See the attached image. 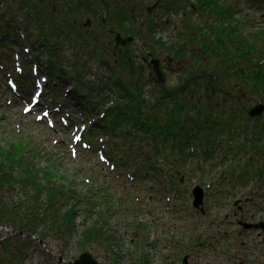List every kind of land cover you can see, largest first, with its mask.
Masks as SVG:
<instances>
[{"label":"rangeland","instance_id":"rangeland-1","mask_svg":"<svg viewBox=\"0 0 264 264\" xmlns=\"http://www.w3.org/2000/svg\"><path fill=\"white\" fill-rule=\"evenodd\" d=\"M166 1L180 3V9L166 11L157 6V3ZM193 1L110 0V4H105L102 0H94L92 6L101 11L98 16L108 14V19L99 20L94 13L85 11L83 7L73 14L65 12V9L49 8L54 15H58V24H51L47 23L48 17L44 10L40 14L34 12V16H31L24 0H0V8L4 5L11 6L10 13L13 15H7L2 21L1 26L6 29L4 34L9 35V29L15 31L6 39L10 45L0 43V150H7L10 145H22L25 149L22 154L25 156L24 161L38 169L53 168L71 188L85 194V200H96L91 193L99 195V199L93 204L94 214L91 210L77 214L76 232L71 234L51 231L45 238L39 239L38 234L28 237L12 224L2 223L0 255L6 254L3 245L7 238L22 234L20 237H28L31 242L28 244L27 257L20 264H72L85 251H89L100 262L108 264H116L115 260L119 264H140L141 254H147L148 264H264V221L260 222L264 219V195L251 197L247 194L254 190L253 186L247 192L245 184H242L246 177L264 173V152L252 149V142L247 140L245 133L248 125L247 132H251V138L254 137V128L264 119V110L259 118L258 115L251 117L250 111L243 110L251 109L259 103L264 104V89L260 87L256 91L255 82H247L242 71L239 74L232 71L228 75L223 72L220 80L217 77L214 80L213 76H204L201 80L197 76L203 72L219 76V66L226 68L230 63L237 62L235 54L243 51L239 48L241 46H245L246 51L251 49L246 52L247 56L258 54V62H262L260 65L264 66V0H218L214 3L217 8L212 4L207 8H200L199 12L188 10ZM219 5L223 8H218ZM113 8L128 11L129 17L124 25L128 24L132 28L131 32L120 28V23L111 21ZM222 22L226 24L222 26L223 29L228 28L227 31L217 27ZM64 24H68L71 30L61 31ZM20 27L26 29L27 39L18 33ZM117 32L124 37H132V40L124 44L118 43ZM38 35L43 39H39ZM218 35H222L231 46V53L234 55L223 62L220 60L222 57L209 51L206 43V39L213 38L217 41ZM233 37L236 39L233 42L237 43L238 52L232 48ZM183 44L186 50L181 48ZM26 46H29L32 54L24 50ZM53 50L58 51L56 63H63L61 67L57 65L56 70L59 69V72L56 75L55 72H49L48 60L39 61L34 54ZM201 51L202 54H199ZM17 52L21 55L20 59ZM152 58L160 61L164 79L162 82L158 81L154 72ZM19 61H22L21 66L26 76H16L19 71L15 69L20 66ZM34 62L41 63L39 77L44 73L51 84L43 83L46 89L43 88L41 95L35 81L32 82L35 78L31 74ZM240 63L248 67L244 58ZM69 75L76 80L80 75V83L85 88L92 87L94 83H102L106 88L105 92L107 89L109 91L107 101L111 97L122 98L118 90L123 93L119 85L116 90L108 87L124 84L133 88L138 85L145 97L143 110H148L149 115L158 113L161 119L168 115L166 110L160 113L161 110L157 107L152 112L149 106L163 91L166 95L169 93L172 99L176 97L178 101L185 103L187 113L193 115L191 118H196L200 109L205 114L209 112L210 127L203 131L218 146L209 152L212 154L206 160L205 156L209 153L204 154L205 149L200 142L192 143L190 146L195 147V150L190 147L194 153L192 159L182 163L174 157L171 161L164 162L167 170L172 167L164 179L154 183H135L136 188L133 184L139 182L137 178L125 184L119 175L120 171L111 173L109 161L104 162L100 158V149L104 156L105 151L99 136L95 137L96 145L93 143L86 149L75 142V135L79 133L75 125L80 128L82 121L88 122V117L81 120L82 115H86L83 106H76L75 99L71 97L73 82L64 79ZM10 78L18 82L20 90L11 89ZM222 78L224 82L221 81ZM27 80L29 86L26 89ZM66 92L69 97L65 96ZM87 94L84 93L85 98ZM51 95L57 98L63 96L66 99L64 107L67 109L58 111L52 105L54 102L46 99ZM35 98L40 101H34ZM172 102L173 100H169L168 105ZM29 104H32V108L25 111ZM45 108L50 111L47 115L43 112ZM68 111L76 118V122L72 123L66 118L69 116ZM101 111L103 106L93 112L98 116ZM64 119L70 123L69 126H66ZM198 125L200 129L193 125L191 132L197 133L198 129L200 131L202 125ZM217 127L226 128L223 138L213 135ZM257 127L259 131V126ZM225 134L228 135L226 138ZM205 141L207 139H203L202 143ZM209 146L212 147L211 144ZM169 147V143L166 144L165 151L171 152ZM132 148L129 144L126 148L128 150L120 153H130ZM141 164L147 165L145 162ZM170 174L175 177L172 184ZM39 177L40 174L37 178ZM64 181L62 183L65 184ZM32 182L30 181V186L34 185ZM173 184L176 192L169 190ZM126 185L130 186L129 189L132 187L134 192L130 197H119L122 191H127L121 189ZM196 185H201L206 191L203 197L204 213L194 205L193 189ZM260 185L264 187V184ZM99 187L112 195L108 205L104 206L103 193L98 192ZM14 188L10 190L7 187L0 192V203L13 204L23 199L28 202L29 196L21 192L18 183L14 184ZM29 189L32 191V187ZM35 195L40 199L45 198L42 193L39 196L36 192ZM120 206L129 207L130 211ZM240 206L245 207L242 209L246 212L248 210L249 217L241 218L238 214L236 218L233 215V210ZM97 211L106 212L102 218L108 222L105 226L106 234L84 242L80 236L83 229L81 223L97 222ZM249 211L256 212L253 217L255 222ZM0 213L7 214V211L0 210ZM245 222H251V226H245ZM139 223H146L148 227L141 228ZM253 223L263 225L254 226ZM242 229L250 232L244 236ZM261 229L263 232L258 236L257 231Z\"/></svg>","mask_w":264,"mask_h":264},{"label":"trees","instance_id":"trees-1","mask_svg":"<svg viewBox=\"0 0 264 264\" xmlns=\"http://www.w3.org/2000/svg\"><path fill=\"white\" fill-rule=\"evenodd\" d=\"M49 1L50 2H46V0H24L31 16H34V12L40 14L41 10H44L45 15L48 17L47 23L51 24H58V21H56V19H58V15H54L55 13L49 11V8H60L61 10L65 9V12L70 11L71 14H73V12L78 11L81 7H83L85 11L94 13L96 18L98 17L99 20L103 21V19H108V14H105L104 16L101 15L102 17L98 16L101 11L99 8L97 9L92 6L94 0ZM194 1L191 4L192 7L188 10H191L192 12H199L200 8H207L206 6L208 5L213 4V7H216L217 4L214 3L218 0ZM102 2L110 4V0H102ZM157 4L158 7L166 9V11L167 9L169 10L172 8H176L178 10L181 5L180 3H174L173 1H166ZM221 7L223 8L221 5L218 6V8ZM11 9L12 8L9 5H4L0 8V35L2 36L0 38V43L6 46H8V44L10 45V43H7L6 39L9 35L15 33V31L9 29V35L4 34L6 33V29L4 30L1 25L4 18L9 14L11 15ZM113 9L114 10L111 13V21L120 23V28L125 29L127 32H131L132 28L128 24L124 25V23H127L126 20L129 17L128 11L125 9ZM112 22H109V24L113 25ZM67 25L64 24L61 31L66 32L67 29L71 30V27L68 28ZM222 25L225 26L226 24L222 22L219 23L217 27H221L223 31H227L228 28L223 29ZM217 33L219 34V32ZM231 33L234 34L233 32ZM38 38L41 40L43 39L39 35ZM243 40L245 41L244 37ZM209 41L211 42L210 44H207L209 51L214 52L219 57H222L223 59L220 58L222 62L234 56L231 53V46L227 44L222 35L217 36V41L215 39L213 40V38ZM233 41H236L235 37L231 39L232 48L238 52L237 43H234ZM56 45H58V43ZM56 45L55 48H57ZM181 48H184V50L187 49L185 44H183ZM239 48L243 51L240 50V53L235 54V60L237 62H232V64L230 63L226 68L219 66V76H214V73L209 72L199 73L197 76H200L201 80L204 76L208 78L213 76V79L215 80V77H217V79L221 78L223 72H225L224 75H228L229 73H232V71H234V73L237 71L238 74L242 71L244 76H246L247 82H255V87L257 86L256 91H259L260 87L264 89V66L260 65L261 63L258 62L259 55L255 53L252 56H247L246 52L251 51V49L249 48L246 51L245 46H241ZM256 49L257 47L254 48V50ZM53 51L43 52L44 54L46 53V57H44V54L42 53L34 54L40 60H48L50 62L49 72H55L56 75L59 72V69L56 70V68H58L57 65L61 67L63 63H56L58 51ZM202 51L199 52V54H202ZM243 58L248 64V67L241 65L240 61H242ZM245 68H248V70ZM70 77L71 79L67 80L73 82V94L71 97L76 101V104H74L76 106H79V104L82 105L86 115L85 117L91 116L89 118L95 121L89 131L84 132V138L90 143H94V145H96L97 139H95V137L99 136V141L103 144L105 151V158L112 162L111 173H113V171H120L119 175L123 178V182H125V184L130 180L133 181V179L137 178V181L139 182H134L133 184L136 188L137 184L135 185V183L144 184L147 183V181L154 183L158 182L160 179H164L172 168L169 167L167 170V164L164 162H169L174 157H176V161H181L182 163L192 159V154H194L192 150H195L192 146H190L192 143L197 144L200 142L201 146L205 149L204 154L209 153L216 148L217 144L215 145L214 140L203 131L206 127H210L208 126V123L210 122L208 119L209 112H206L205 114L200 109L197 117L191 118L193 115L191 113H187V109L185 108L187 105L185 103L178 101L176 97L172 99V96L170 97L169 93L166 95V92L163 91V93H160V95L154 99L155 101L153 100L154 102L152 101L149 106V110L152 109V112L157 107L160 108V113H164L166 110V115H168L161 119L162 117L159 116L158 113L149 115L148 110L147 112L143 110L145 97L138 85L133 86V88L124 84H117L113 85V87H108L109 89L115 88L116 90L119 85L121 90L123 89V93H120L118 90V93L122 96V98L119 99L111 97V99L107 101L106 99L109 98V91L107 89V92H105L106 88L102 85V83H94L92 87L85 88V86L80 83L82 79L80 75L77 76L78 80L73 79V76L71 75ZM223 79L224 78L221 79L222 82H224ZM119 83L121 82L119 81ZM85 92L88 93L86 96L87 99L84 96ZM66 95L69 97L68 93ZM95 99L97 102H94ZM169 100H173V102L168 105ZM100 106H103V111L101 112L104 114L101 117L95 116L96 113L93 111L99 109ZM243 110L248 111L247 108H243ZM233 114H231L232 117L234 116ZM192 124L194 125V128L198 126L199 129L200 126L198 124H200L202 125V129L200 131L198 129L197 133H193L194 131L191 132L193 129ZM257 126H259V131L257 130ZM257 126L254 128V137L251 138L249 136L251 132L249 134L247 132L249 131L248 125L246 126L245 133L247 135V140L252 142L251 148H257L259 151L264 152V148L261 149L260 147H264V119L261 124ZM219 129L221 130L220 133H222L226 128L223 129L220 127ZM203 139H207V141L202 143ZM168 143L170 146L169 148L172 149L171 152H167L164 149L165 145ZM129 144L133 147L132 151L130 153L126 152L121 154L120 151L128 150L126 148ZM210 144L212 147L209 146ZM230 149H232V147ZM24 150L23 146L19 144L15 147L10 145L7 150H0V192L4 189L6 190L7 187L10 190H14V184L18 183L20 185L21 192H24L25 196H29L27 198V203L24 199L21 200V202H15L13 204H7L1 201L0 210L5 211L6 209L7 214L0 213V224L7 222L12 224L19 231L38 234L41 239L45 238L51 231H56L63 235L76 232L75 218L77 214L80 212L87 213L90 210L91 213L94 214L95 211L93 204L95 201L97 202L99 195L91 193V196L93 198L95 197L96 200H85V194L71 188L67 182L64 181V177L53 168L45 167L44 169H38L31 163L24 161L25 156L22 155ZM211 154L212 153H209L208 155L206 154L205 159H210L209 155ZM106 155H108V157ZM141 162H145L147 165L144 166ZM170 165L173 164L170 163ZM15 167L16 170H14ZM125 169H128V171L126 172ZM38 171L40 172L39 178H37L39 175L37 173ZM112 177L114 178V176ZM173 177L174 175L170 174L171 184L174 182ZM30 181L34 182L33 186L29 185ZM63 181L65 184L62 183ZM29 187H32V191H30ZM129 187V185L122 187V190L126 189L127 191H125V193L122 191V194H119V197H130L134 190L132 187L129 189ZM171 187L172 188L169 189L171 192L177 191L174 184ZM36 192L39 196L40 193H42V195L45 193L43 195L45 198H37L35 195ZM98 192L103 193L102 199L105 201L104 206L105 204L108 205L112 195H109L108 191H105L102 187L98 188ZM120 199L122 200V197ZM124 209L130 211L129 207H125ZM105 214V211L98 212L99 216L97 218V222L88 223L84 221L81 223L83 229L81 230L80 236H82L84 242L92 241L95 237H100L106 234L105 226L108 222L102 220ZM138 225L142 226L141 228L148 227V224L146 223H139ZM17 238L20 240L17 241ZM107 240L109 239L107 238ZM30 242L31 241L27 237L15 236L7 238L3 245L6 250V254L0 255V264H20L21 260L24 262V259L27 257V249ZM16 243H18L17 246L15 245ZM139 262L140 264H148L147 254H141ZM115 263L119 264L117 260H115Z\"/></svg>","mask_w":264,"mask_h":264},{"label":"water","instance_id":"water-1","mask_svg":"<svg viewBox=\"0 0 264 264\" xmlns=\"http://www.w3.org/2000/svg\"><path fill=\"white\" fill-rule=\"evenodd\" d=\"M117 42H121L122 44H124L127 41H131L132 37H127L126 39H124L119 33L116 36ZM151 63H153V69L155 71V74L157 76V78L162 82L163 79V73L160 69V61L157 58H154L151 60ZM264 110V104L263 103H259L256 104L255 106H253L250 109V114L252 116L261 114L262 111ZM193 195H194V205L196 207H199L202 211H205L204 206H203V197H204V190L200 185H196L193 189ZM245 224V223H244ZM259 225H263V223L261 224H254V226H259ZM245 226H247V224H245ZM251 226V225H248ZM72 264H105V263H99L97 261L96 258L93 257V255L89 252H83L81 253L78 257L75 258V260L72 262Z\"/></svg>","mask_w":264,"mask_h":264},{"label":"flooded vegetation","instance_id":"flooded-vegetation-1","mask_svg":"<svg viewBox=\"0 0 264 264\" xmlns=\"http://www.w3.org/2000/svg\"><path fill=\"white\" fill-rule=\"evenodd\" d=\"M244 109H246V108H244ZM245 130H246V127H245ZM216 132H214V136H217L218 135V137L219 136H223L224 135V132H222L221 134L219 133L221 130L219 129V128H217L216 130H215ZM225 137V136H224ZM247 137V136H246ZM223 138V137H222ZM226 138V137H225ZM255 181V182H258V183H260V184H264V174H263V176H252V177H246V179H245V182H251V181ZM259 194H262V193H260L259 191H257V192H255L254 190L253 191H250V193L249 194H247V195H249V196H251V197H256V196H258ZM253 198H251V200H255V199H253ZM246 199H248V200H250V198L249 197H247ZM242 208H245V207H238V208H236L235 210H233V215L237 218V215L238 214H240V216H241V218H246V217H249V215H248V210H247V212L244 210V209H242ZM239 210H241V212H239ZM250 212V211H249ZM252 215H251V219L253 220V217H254V215H255V213L256 212H250ZM260 219H258V221H259ZM254 221V220H253ZM257 221V220H256ZM264 221V219L262 220V221H260V222H263ZM255 222V221H254ZM251 222H245V224H247V226L248 225H251L250 224ZM253 224H256V223H253ZM242 232V234H244V236H246L250 231L249 230H247V229H242L241 230ZM263 232V229H261V230H258L257 231V234H258V236H259V234L260 233H262Z\"/></svg>","mask_w":264,"mask_h":264},{"label":"bare ground","instance_id":"bare-ground-1","mask_svg":"<svg viewBox=\"0 0 264 264\" xmlns=\"http://www.w3.org/2000/svg\"><path fill=\"white\" fill-rule=\"evenodd\" d=\"M42 96L44 97V93L42 94Z\"/></svg>","mask_w":264,"mask_h":264}]
</instances>
